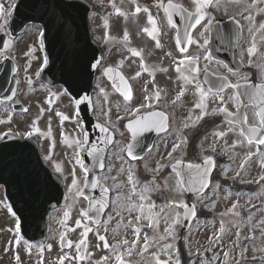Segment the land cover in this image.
Here are the masks:
<instances>
[{
	"label": "flooded vegetation",
	"instance_id": "flooded-vegetation-1",
	"mask_svg": "<svg viewBox=\"0 0 264 264\" xmlns=\"http://www.w3.org/2000/svg\"><path fill=\"white\" fill-rule=\"evenodd\" d=\"M17 1L0 0V6L5 13L11 11V15L7 16V25L0 29V63L5 64V75L13 77L20 88L23 84L25 86L28 84L26 90L38 88L40 91L38 101L43 109L40 114L41 119L46 120V113L49 110L59 111L58 113L61 114L58 115L60 122H55L53 125L52 120L48 119L44 123L48 126L47 132L41 129L36 133L31 126L30 131L34 134L28 138L37 142L39 159L33 156V151H29L28 159L19 160L18 163L28 162L35 170V173L28 178L30 184L37 185L44 181L43 190L34 191L27 196L30 204L41 205L47 198L50 201L65 200V202L47 216L44 240L29 241L23 238L20 232L19 236L22 238L19 246L14 243L17 238L15 224L16 220L18 223L19 220L16 216H12L13 211L10 208L12 201L24 197L25 194L21 191L14 193L9 190L12 181L11 166L15 163L9 158L12 154L10 148L13 145L7 142L8 140L2 144L7 132L0 133L2 148L0 206L7 209L9 225L6 230L12 238L10 242L0 246V264H61V257H65L63 264H121V260L123 264H159L163 261L173 264L170 260L172 253L175 254L177 249L186 252L189 243L186 232L179 231L176 240V226L172 229V236L167 235L166 229L170 221L174 220L171 218L168 221V213L176 209L181 215L183 205L190 201V198L181 194L178 199L175 198L170 182L172 180L178 183V179L171 170V165L177 161L192 162L193 158L202 157L200 151L203 150L200 144L208 138L223 139L215 148L218 156L223 150L226 137V135H216L220 132L227 134L233 132L245 146L254 149L253 154L256 148L264 150V145L249 144L246 136L240 133L242 128L240 123L248 127L258 124L257 111L252 102L260 103V100L259 98L255 101L251 100L248 93L253 91L249 84L264 82V0H218V3L217 0H213L210 6L203 9L205 15L200 24H195V16L189 18L190 13L196 12L197 0H106L101 4L97 0H92V9L89 13L91 33L99 42L104 55V68H100L99 74L106 68L119 69L131 87L132 98L128 100L126 95L122 96L115 91L120 98L116 108L122 107V109L114 120L105 122L114 130L116 142L114 150L112 149L108 154L106 167L98 172L99 186L96 188L91 187L93 182L87 183L89 174L81 167V143L77 144L81 176L76 177L77 187L72 191H69L71 184L64 181L62 160L57 158L55 133H58V138L63 140L61 123L64 111L59 107L67 106L70 110L76 111V104L65 94L63 86L50 88L41 81L42 73L48 66L43 64L44 58L46 57L49 62L44 30L38 25H27L17 36L10 31V22ZM170 3L181 6L184 10L183 14L169 9ZM137 7L140 8L139 12L136 11ZM169 12L172 13V22H169ZM97 17L104 21L102 36L99 35L96 26ZM2 23L3 20H0V24ZM41 33H43L42 39ZM27 38L30 40H26L25 43ZM181 47L185 48L184 52L180 51ZM250 49H252L251 53ZM136 51L141 55L136 56L134 54ZM185 57L198 59L189 61ZM178 66L179 70H177ZM137 73L140 75L137 76ZM225 81L232 85L239 84L240 87L221 89L220 85H224ZM106 84L110 90H113L111 82L107 81ZM200 89L204 92L203 99ZM9 90L10 86H8ZM97 92L101 94L102 87L98 88ZM237 93H239L238 100ZM157 95L159 100L156 99ZM221 96L223 102L220 100ZM15 100L0 101V127L14 126L11 119L3 116L6 114L14 116L17 113ZM198 103H203L204 107L196 108L195 105ZM110 106L115 109L114 104L111 103ZM224 106L230 113L239 109L235 119H225L224 112L221 111ZM137 108L140 109L139 113L135 111ZM205 111L208 115L199 119ZM155 112L167 115V130L154 129L153 132L158 134L154 138L152 149L138 160H131L126 151H120L119 157L122 163L124 162V175L120 176L122 167L117 166L115 170V166L111 164L116 151L133 140L132 130L128 127L129 122L138 115ZM244 114L247 115L246 123L243 121ZM63 121H68L69 124L71 121L75 123L73 114ZM185 124L189 126L185 128ZM145 132L138 134L135 139L137 156L146 147L144 141L150 138ZM185 138L187 142L182 143L181 147L172 154V162L163 163L165 167L156 175L154 185L158 186L159 190L143 192V185L153 181L154 173L151 170L156 168L157 162L161 163L160 159L168 156L173 144ZM193 149L198 151V155H193ZM205 153H209L207 149ZM207 156L209 155L198 160H203ZM215 160L219 164L221 156ZM58 166L61 169L59 172ZM129 175L136 184V194L132 193ZM161 176L163 189L160 188L159 183ZM85 184L88 186L85 187ZM104 187L110 190L107 194L103 191ZM149 187L152 188L153 185L149 184ZM63 188L65 198L62 193ZM77 188L83 191V196L76 194ZM167 191L172 200L167 195ZM181 191L182 188L180 193ZM140 194L148 199L141 200ZM96 201L106 205L100 212L96 211V208L100 207ZM93 204H96L95 208L92 207ZM150 204L156 205L151 214L145 211L141 215L135 207L144 205L147 208ZM169 204L172 206L165 207ZM161 205L165 207L166 215L161 213ZM84 211L89 213L91 219L82 215ZM65 212L68 213L67 217L64 215ZM149 215L159 220L158 225L148 227L149 221L146 217ZM85 229H91L86 237L83 235ZM137 232H139L138 238ZM61 236H64L63 241L60 239ZM99 236H105L107 247ZM145 236L148 237L147 248H145ZM162 236L165 239H159ZM81 239H86V244L77 249L76 245ZM125 240L127 244L123 243ZM68 241L72 242L71 247L68 246ZM48 245H51L50 249ZM164 245L172 247L165 248ZM41 248L44 249L42 253ZM17 254L19 261L15 259ZM81 256L83 259L80 258ZM117 257L121 259L118 260ZM187 262L185 264H188Z\"/></svg>",
	"mask_w": 264,
	"mask_h": 264
},
{
	"label": "rangeland",
	"instance_id": "rangeland-1",
	"mask_svg": "<svg viewBox=\"0 0 264 264\" xmlns=\"http://www.w3.org/2000/svg\"><path fill=\"white\" fill-rule=\"evenodd\" d=\"M97 1L100 4L106 2V0ZM103 22V19H98L97 17L96 26L98 27V33L101 36L104 32ZM26 40L28 41L30 39H25V43ZM100 86L103 91L101 94H97V104L100 106L102 119L109 122L110 119L114 120L115 116L121 112L122 107L116 108V105L120 103V98L113 90H110L104 79L100 80ZM25 89L26 86L24 87L19 99L25 104H32L33 110L28 116H12L10 114L4 115V118L12 120V124L14 126H2L0 127V133L4 130L12 129L19 135H23L29 131L31 125L34 129H47L48 126L44 123L48 119L52 120L51 123L53 125L55 122H60L57 115L59 111L49 110V112L46 113V120L41 119L40 114H42L43 109L38 101L40 91L38 88H35V90ZM41 101L42 100L40 98V102ZM111 103L115 105V109L113 108L114 110L110 106ZM59 108L70 114V108L67 106ZM61 126L63 131H68L70 133L72 139L61 140L58 138V134L55 133L57 138V158L58 160H62L65 177L67 178L68 183L71 184L74 177L76 178L77 176H81V172L78 167L79 165L77 163V143H75L77 136L80 140L81 133L78 125L72 121L70 124H61ZM220 141H223V139L215 140L214 138H208L201 143L200 148L212 149L221 144ZM233 144H235V147H232ZM223 145L225 146L224 150L232 152V156H229L230 158H227L226 162L220 163V172L224 180H227L228 182L240 181L247 184H256L258 188L253 192L248 191L246 188H244V190L236 191L231 185H225L217 179L214 182L211 191L205 197V200L210 201L209 204H207L206 201H203V197L195 200L196 205L200 203L201 208H203V205L205 206L206 204V208L204 210H208L209 213L207 214V217L198 219L195 226H193L190 230L188 236L189 248L187 257L190 256L191 264H253L251 262H247V260L253 258L263 259L264 257V183L261 179V177H264V153L247 168L246 165L241 168L240 165L245 163L247 155L253 152L254 149L245 146L233 132H228V134L226 133ZM195 153L196 151L193 152V154ZM119 154L120 150L118 149L113 155V163L111 166H115V170L117 166H121L122 168L124 166V162L122 163ZM237 173H239V175H237ZM122 175H124L123 171L120 172V176ZM170 183L172 184V181ZM173 188L175 196H180V194L176 191V185ZM170 200L172 199L170 198ZM257 203L262 205L254 208L253 205ZM234 204L236 205L235 208H233ZM161 207L163 206H160V208ZM177 217L179 219L180 215L176 209L169 211L168 221H170L171 218L177 219ZM170 224H172L171 221ZM8 225L9 219L7 217V209L1 208L0 206V246L5 245L12 240L11 234L6 230ZM175 226L177 227V224ZM256 228L260 229L258 239L255 238L251 245L248 244V242L246 244L241 242L240 236L248 237ZM221 229H223V231H221ZM237 236H239V239L235 240ZM210 242L211 245L209 250L213 246H216L213 242L220 243L221 249L219 247L217 250L210 252L209 255L205 257L201 254V252H203V246ZM160 256H163V254H160ZM198 256H200L199 259L202 260H198ZM170 258L171 262L175 264L177 259L180 260V254L172 253Z\"/></svg>",
	"mask_w": 264,
	"mask_h": 264
},
{
	"label": "snow or ice",
	"instance_id": "snow-or-ice-1",
	"mask_svg": "<svg viewBox=\"0 0 264 264\" xmlns=\"http://www.w3.org/2000/svg\"><path fill=\"white\" fill-rule=\"evenodd\" d=\"M212 2H213V0H197L196 12L195 13H190L189 14V18H191L192 16H195V24H200L201 20L204 18V15H205V13L203 12V9L206 8V7H208V6H210L212 4ZM217 3H218V0H217ZM168 7H169V9H172V11H174V12H176L178 14H183V11L184 10H183V8L181 6H176V5H173V4L170 3ZM136 11L139 12L140 11V8L137 7ZM166 11H167V9H166ZM10 15H11V11H8L7 13H5L3 7L0 6V20H3V23L0 24V29H3L7 25V23H8L7 16H10ZM150 19H151V17H150ZM169 22H172V13L171 12H169ZM144 31H148V30L147 29H144ZM40 36H41V39H42L43 33H41ZM125 39H127V33H125ZM179 42H180L179 41V38L177 37V43H179ZM190 42L191 41H189V43ZM157 46L159 47V42L158 41H157ZM180 51L181 52H184L185 51V48L184 47H181L180 48ZM249 52L251 53L252 52V49H250ZM134 54L136 56H140L141 55V53L139 51H136ZM185 59L186 60H189V61H194V60H196L198 58L185 57ZM43 64L45 66L48 64V60H47L46 57L43 60ZM177 70H179V66H178ZM197 70H198V68H197ZM108 71H111V69H109ZM136 75L139 76L140 73H137ZM122 82L124 83V86L127 89V91H126V99L131 100V98H132L131 87H130L129 84H127L126 81H122ZM249 86L251 88H253V91H251V92L248 93L249 98L251 100H253V101H255L256 98H259L260 103H261V107L259 108V110L256 113V116L258 117V124L249 126L247 129L241 128L240 129V133H241V135H245L246 136L247 142L249 144L255 143L258 146H260V145H264V84H258V85L249 84ZM223 87H224V85L221 84L220 85V88L222 89ZM232 87L239 88L240 85L239 84L232 85ZM200 91H201V96H202V99H203V97H204L203 89H200ZM65 94H67V90H65ZM182 94L183 93L181 92V95ZM236 98H237V100L239 99V93H237V97ZM156 99L159 100V95L156 96ZM177 99H179V96L177 97ZM220 100H221V102H223V96L220 97ZM86 101H89V97L88 96H84L83 97V100L77 98L75 102H76L77 105H79V104L84 103ZM195 107L196 108H203L204 105H203V103H198V104L195 105ZM25 111H27V110H25ZM109 111H110V109H109ZM135 111L137 113H139L140 109L137 108ZM221 111H223L225 113H228V115L230 117H235V116H237L239 114V109L237 110V112H231L230 113V112H228V109H227L226 106H224L221 109ZM57 115H61V114L60 113H57ZM205 115H208V113L206 111L202 113V115H201V117H199V119H203V117ZM62 118L64 120L69 119V117H67V116H63ZM118 119H119V117H118ZM167 120H168V117H167L166 114L161 113V112H155V113H150V118L149 119H135V123L134 124H133L132 121H130L128 127L131 128V130H132V133H131L132 134V138H133V140H135L138 134L143 133L145 131H150L152 129H155L157 131H166L167 130V127H168ZM243 121L245 123L247 122V115L246 114H244V116H243ZM188 126H189L188 124H185L184 125L185 128H187ZM97 127L100 128V131L101 132L110 133V129L108 127L101 126V125H97ZM34 131L36 133H39L40 129L39 128H35ZM229 131H231V129H229ZM26 134H27V136L31 137L34 134V132L33 131H28ZM6 135L7 134H5V136ZM216 135H218V136H225L226 133L220 132V133H217ZM113 139H114V133H112V134H110V135H108V136L105 137L106 142H110ZM84 140H85V142L88 140L87 135L84 137ZM186 142L187 141H186V138H185L183 141L174 143L173 146H172L171 151L168 152V157L171 158L172 157V154L174 152H176L177 149H179L181 147V144L182 143H186ZM75 143L80 144V141L77 140V141H75ZM81 147H82V145H81ZM232 147H235V144H233ZM133 148H134V145L133 144H127L124 147H122L120 149V151L121 152H125L126 151V153H127V155L129 157H132V159H136V156L134 155V152H133ZM101 151L102 150L101 149H98L95 144H92L91 145V150L88 152V154L90 156H97V154L99 152H101ZM212 151H215V148H212ZM251 155L252 154L249 153V157ZM97 159L99 160V167L101 169H103L105 167V164L103 163L102 159H99V157H97ZM213 162H214V157L213 156H210V155L207 156L205 158V160H204V164L205 165H208V166H212L213 165ZM77 163H80L79 159H77ZM177 163H180V161H177ZM245 163H246V161H245ZM81 167H83L82 164H81ZM164 167H165V165L161 164L160 162H157L156 168L151 170L154 173V175H153V181L152 182H146L145 185H143V192H148L150 190H159L158 186L154 185V181H155L156 175H158L160 173V171ZM188 167H189V169H192V168L200 169L201 168V165H191V164H189ZM240 167L243 168L244 167V164L242 163L240 165ZM60 170L61 169L58 166L57 167V171L59 172ZM123 170L124 169L121 168V171H123ZM84 172H88V168L84 167ZM177 175L179 176V173H177ZM237 175H239V173H237ZM200 177L201 178H200V180L198 182L200 184V189L202 190V189L208 187V185L211 183V176H210V173H209V167H204L203 168L202 173H200ZM113 179L115 180V177H113ZM261 179L264 180V177H261ZM128 180H129V182L132 183V193L133 194H136V184H135V182H133V177L131 175H129ZM149 184H152L153 187L150 188L149 187ZM184 184H185V181H184L183 178H181L178 181V187L176 189V191L178 193H180V190H181V188L183 187ZM87 186L88 185L85 184V187H87ZM98 186H99V182L98 181L97 182H93L91 184V187L92 188H96ZM76 187H77V180L74 177L72 179L71 186L69 187V191H72V189L73 188H76ZM103 191H104L105 194H107L110 190L108 188L104 187L103 188ZM76 194L77 195H80V196H83L84 193H83V191L81 189H78L77 188ZM139 198L141 200L148 199V197H146L143 194H140L139 195ZM96 204H99L100 205L99 208H96V211L97 212L102 211L103 208L106 206L105 204L101 203V201H96ZM96 204H93L92 207L95 208L96 207ZM170 206H172V205L171 204L165 205V207H170ZM135 207H136V210H138L141 213V215H143V213L145 211H147L148 213L151 214L152 211H153V209L156 207V205L155 204H150L147 208H145L144 205H138V206H135ZM165 207H161V209H160L161 213H165ZM183 207L189 208L191 210L190 214L192 216H195L196 213H195V205L194 204L193 205L184 204ZM235 207H236V205L234 204L233 205V208H235ZM11 214H12L13 217L16 216V213L15 212H12ZM64 215H65V217H67L68 213L65 212ZM82 215L88 217L89 219H91V217L89 216V213L87 211H84L82 213ZM165 215H166V213H165ZM137 219L139 220V217ZM146 219H148V221H149L148 227H150V228L154 227V224L158 225V223H159V220L158 219H155L152 215L147 216ZM79 223L80 222L78 221L77 222V225L78 226H79ZM178 223H179V219L177 217V219H174L172 221V224H170L168 226V228L166 229V233H167L168 236H172V234H173L172 229H174V226L176 224H178ZM15 231L17 233V238L15 239L14 243L17 246H19L20 241H21V238H22V237L19 236V233H20V224L19 223H16L15 224ZM89 231H91V229H85V231L83 233L84 237L87 236V233ZM221 231H223V229H221ZM138 237H139V232H137V238ZM60 239H61V241H63L64 240V236H61ZM99 239L101 241H105V246L106 247L108 246L107 245V242H106L105 236H99ZM159 239L163 240V239H165V237L162 236V237H159ZM123 243L124 244H127L128 242H127V240H125V241H123ZM133 243H135V241ZM71 244H72V242L71 241H68V246L69 247H71ZM84 244H86V239H81L79 241V243L76 245L77 249H80L81 246L84 245ZM147 246H148V237L145 236V248H147ZM164 247L165 248H171L172 246L171 245H164ZM48 248L50 249L51 248V245H48ZM43 250H44L43 248L40 249L41 253L43 252ZM129 254H131V253H129ZM80 258L83 259V256H81ZM15 259L17 261H19V255L18 254L16 255ZM64 259H65V257H61L60 258L61 264H63V260ZM117 259L120 260L121 258L120 257H117ZM121 264H123V261L122 260H121ZM159 264H168V262L167 261H163V262H159ZM175 264H180V261L177 259L175 261Z\"/></svg>",
	"mask_w": 264,
	"mask_h": 264
},
{
	"label": "water",
	"instance_id": "water-1",
	"mask_svg": "<svg viewBox=\"0 0 264 264\" xmlns=\"http://www.w3.org/2000/svg\"><path fill=\"white\" fill-rule=\"evenodd\" d=\"M24 0L20 3L19 8L21 11L24 9ZM57 5L62 10L63 14L66 15L65 18L69 19V21H73V23L76 22L74 18V13L71 16L70 12L75 5L69 4L68 2L64 1L63 3L57 2ZM32 7L33 11L31 14H29V18L33 22H43V19L46 15V13H43L44 11L42 8L45 7V5L39 3V2H32L31 4L27 1L26 7ZM54 4H47L48 9L53 8ZM20 11L19 15L22 16V12ZM57 12L52 13L51 15H56ZM47 15H49V11L47 12ZM73 17V18H72ZM80 19V18H79ZM64 35L62 40H60L57 44L54 46L59 47V70L56 78H49V80H52L56 82H62L66 85L68 91L76 96L77 98L83 100L84 96L89 97V90L93 82L94 78V72L96 69V66L98 64L97 61H88L82 51L81 48L84 45L89 44V37H88V31L82 30L80 31V36L75 37L73 34H70V29H63ZM73 33V31H71ZM56 64V63H55ZM72 71L75 72L77 75L75 77V80L73 82L72 80ZM80 113L83 119V123L86 126V128L90 131L92 137L90 138L91 142H96V138L93 137V129L95 128L96 124L94 123V117L92 114L91 104L90 100L86 101L84 103L80 104ZM109 145V142H107V146ZM23 172L25 174H29L27 169H24ZM179 174L181 177H183L184 172L179 171ZM28 180L25 179L22 180V186L24 183H26ZM200 186V184H199ZM200 188V187H199ZM14 208L17 211V213L24 218V233L26 236H30L31 238H37L42 234V230L39 229H33L32 226L29 227L30 223L32 221L40 220L41 222L39 224L44 223V218L47 213V211L51 208L49 206H31L27 204L26 202H21L19 200V203L14 204ZM191 210L188 208L186 212V219L187 221H190L192 219V215L190 214ZM31 221L29 220V218Z\"/></svg>",
	"mask_w": 264,
	"mask_h": 264
}]
</instances>
